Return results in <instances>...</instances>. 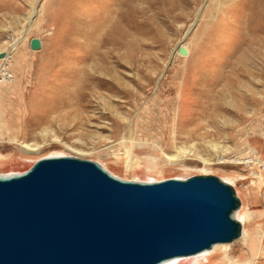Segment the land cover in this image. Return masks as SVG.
<instances>
[{
	"label": "rangeland",
	"instance_id": "1",
	"mask_svg": "<svg viewBox=\"0 0 264 264\" xmlns=\"http://www.w3.org/2000/svg\"><path fill=\"white\" fill-rule=\"evenodd\" d=\"M244 2L0 0V174L64 155L133 182L217 177L243 235L178 264H264V15Z\"/></svg>",
	"mask_w": 264,
	"mask_h": 264
},
{
	"label": "water",
	"instance_id": "2",
	"mask_svg": "<svg viewBox=\"0 0 264 264\" xmlns=\"http://www.w3.org/2000/svg\"><path fill=\"white\" fill-rule=\"evenodd\" d=\"M40 47L30 39V50ZM239 208L214 176L141 183L92 161L45 157L0 177V264H161L238 240Z\"/></svg>",
	"mask_w": 264,
	"mask_h": 264
},
{
	"label": "bare ground",
	"instance_id": "3",
	"mask_svg": "<svg viewBox=\"0 0 264 264\" xmlns=\"http://www.w3.org/2000/svg\"><path fill=\"white\" fill-rule=\"evenodd\" d=\"M244 6L247 7L249 9L250 12H253V14L255 13H262V15H264V0H244ZM264 18V16H261L260 19L262 20ZM5 55V54H4ZM200 117L203 116V113L199 115ZM59 156H64V155H51V156H47V157H59ZM28 170V169H27ZM26 170V171H27ZM26 171L23 172H18V173H10V174H0V177H12V176H17V175H21L23 173H25ZM113 175V174H111ZM114 177L121 179L115 175H113ZM176 179H180V178H176ZM124 180V179H121ZM124 181H128V180H124ZM163 181V180H162ZM223 181V180H222ZM160 182V181H158ZM225 182V181H223ZM141 183H155V182H141ZM227 183V182H225ZM229 184V183H227ZM230 185V184H229ZM239 210V209H238ZM238 210L234 213V218L242 225V223H244V220H241L239 217L237 218V213ZM242 235H243V231H242ZM241 235V237H242ZM240 237V238H241ZM239 238V239H240ZM237 241V240H236ZM234 243V242H233ZM231 244V243H229ZM229 244H215L212 248H210L209 250H204L198 254L195 255H191V256H186V257H178V258H173V259H169L165 262H162L161 264H178L184 261H190V260H194V259H199L200 257L203 256H208L207 254L211 252V254L217 250V249H222L223 254H227L226 250L228 248ZM210 251V252H209ZM207 252V253H206Z\"/></svg>",
	"mask_w": 264,
	"mask_h": 264
},
{
	"label": "built area",
	"instance_id": "4",
	"mask_svg": "<svg viewBox=\"0 0 264 264\" xmlns=\"http://www.w3.org/2000/svg\"><path fill=\"white\" fill-rule=\"evenodd\" d=\"M10 58L5 55L0 58V85L4 83H10L13 80V75L9 67Z\"/></svg>",
	"mask_w": 264,
	"mask_h": 264
}]
</instances>
